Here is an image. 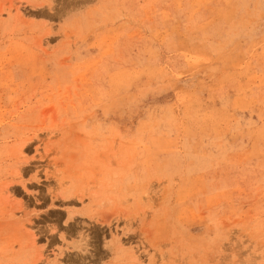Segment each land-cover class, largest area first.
Masks as SVG:
<instances>
[{"label":"rangeland","instance_id":"374dc122","mask_svg":"<svg viewBox=\"0 0 264 264\" xmlns=\"http://www.w3.org/2000/svg\"><path fill=\"white\" fill-rule=\"evenodd\" d=\"M0 264H264V0H0Z\"/></svg>","mask_w":264,"mask_h":264}]
</instances>
